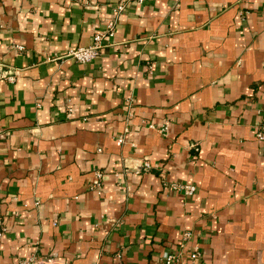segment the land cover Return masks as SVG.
Listing matches in <instances>:
<instances>
[{
	"label": "crops",
	"instance_id": "crops-1",
	"mask_svg": "<svg viewBox=\"0 0 264 264\" xmlns=\"http://www.w3.org/2000/svg\"><path fill=\"white\" fill-rule=\"evenodd\" d=\"M263 121L264 0H0V264H264Z\"/></svg>",
	"mask_w": 264,
	"mask_h": 264
},
{
	"label": "built area",
	"instance_id": "built-area-1",
	"mask_svg": "<svg viewBox=\"0 0 264 264\" xmlns=\"http://www.w3.org/2000/svg\"><path fill=\"white\" fill-rule=\"evenodd\" d=\"M138 2H143L144 0H135ZM124 7L123 3H120L116 6L115 12L116 15L119 13ZM115 15V16H116ZM114 27H115V18L109 20L106 24V30L102 32H96L93 35V42L92 44L88 46H81L76 47L73 49H69L67 53L64 55V57L73 59L77 62L86 63L97 57L104 45L107 43L108 40L113 38L114 36ZM16 48L21 49L22 47L17 46ZM149 127H153L152 124H148ZM127 130V129H126ZM157 130L160 133H166L167 131V124L164 123L163 125H160L157 127ZM256 138L258 140L264 139V121L261 123L258 131L256 132ZM119 141H123V138H119ZM144 167H148L149 163L148 161L143 162ZM97 178L101 177V174L99 172H96ZM172 188L176 189L185 195H191L195 192L196 187L194 184L190 183H172ZM189 233H186L185 236H188ZM1 236V233H0ZM199 255V251L197 250V247H194L192 252L189 253V259L191 261L195 260ZM178 260V256L176 254L170 253L166 255L165 262L166 264H170L173 261ZM58 262V260L55 258L52 254H31L27 258L22 259L19 261L18 264H54Z\"/></svg>",
	"mask_w": 264,
	"mask_h": 264
}]
</instances>
